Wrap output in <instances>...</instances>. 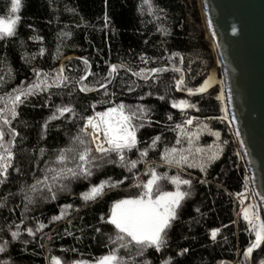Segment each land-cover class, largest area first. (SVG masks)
Masks as SVG:
<instances>
[{
    "label": "trees",
    "instance_id": "1",
    "mask_svg": "<svg viewBox=\"0 0 264 264\" xmlns=\"http://www.w3.org/2000/svg\"><path fill=\"white\" fill-rule=\"evenodd\" d=\"M10 3L11 0H0V16L5 19ZM13 15L20 17L15 35L0 40V96L14 88H26L36 80L33 69H42L51 76L55 75L52 69L64 65V75L71 82L21 97L24 102L16 106L18 115L8 117L18 136L13 164L7 179L0 184V246L4 247L0 264H52V256L60 258L62 264H72L75 260L92 261L106 254L116 247L108 242L114 229L100 221V217L108 213L116 199L138 192L132 186L133 173L138 179L147 180V167H155L158 173L169 177L190 179L192 194L183 202L178 219L168 232L166 247L161 252L148 249L143 256L133 252L129 264H142L145 259L150 264H161L165 259L170 264H232L234 261L251 264V255L246 258L244 249L255 236L242 215L236 220L239 203L234 199L247 188L248 178L225 118L222 88H208L209 85L205 92L189 95L175 86V80L182 75L186 87L196 89L209 78L215 63L197 0H149L148 4L144 0H21L19 10ZM79 57L88 60L92 75L85 83L94 87V91H79L76 81L85 70ZM141 57L148 62L143 63ZM109 64H124L132 70L152 67L167 70L153 74L155 79L150 76L144 81L132 76L131 71L119 69L109 80ZM175 68L181 71H174ZM106 80V87L100 88L99 83ZM101 100L143 105L147 109L142 121H134L143 123L137 130L136 147L146 148L147 155L141 159L136 149L127 153L130 160H141L132 173L117 164L104 163L88 179L66 181L69 191L59 192L55 200H44L29 191L28 186L42 178V170L48 167L46 162H53L57 150L70 143L82 124V117L111 106L96 103ZM182 100L196 107L183 110L172 107L173 102ZM64 105L74 112L57 113L55 119L48 120L56 106ZM4 106L5 102L0 101V108ZM188 118L193 123L185 124V130L199 133L193 140V151L195 147L207 151L208 145H220L218 158L205 171L189 168L187 164L170 166L161 160L165 148L189 147L184 136H181L182 144H176L175 128ZM216 132L219 137L213 135ZM157 136L160 139L155 147H148ZM109 177L123 183L94 202L80 198V193L90 184ZM161 186L163 190H174L169 181H162ZM188 187L181 185L182 190ZM26 196H32L34 202L29 203ZM65 204L72 205L68 214L53 221L51 218L59 215ZM39 224L44 227L37 230ZM28 228L33 229V235H29ZM97 228L99 232L95 231ZM213 228L220 229L215 239L211 236ZM12 231L19 233L16 239H12ZM183 249L188 251L182 252ZM119 255L127 259L128 254L119 249ZM261 260H264V244L252 253L254 264H260Z\"/></svg>",
    "mask_w": 264,
    "mask_h": 264
},
{
    "label": "snow or ice",
    "instance_id": "2",
    "mask_svg": "<svg viewBox=\"0 0 264 264\" xmlns=\"http://www.w3.org/2000/svg\"><path fill=\"white\" fill-rule=\"evenodd\" d=\"M21 0H11L9 14L7 19L0 16V40L13 37L15 35L17 22L20 17L13 15L20 8ZM145 4L149 0H144ZM151 11V5H149ZM235 31V28L233 29ZM67 35V33H63ZM35 39H40L35 37ZM41 53L44 49L41 48ZM59 51V49H58ZM173 55H177L173 53ZM85 65V70L76 81L80 92H88L96 90L89 84L85 83L88 76L92 75L88 67V60L79 57ZM143 63H147L145 57H141ZM119 69L131 71L132 76L139 77L144 81H148L149 77H156L153 74L166 71L163 67L139 68L132 70L124 64H109L107 69V77L110 80ZM174 71H181L178 68ZM36 80L29 83L26 88H14L11 93H6L5 96H0V101L5 102V106L0 108V184L7 179L8 169L13 164L15 138L18 136L15 128L10 125L12 121L9 116L15 118L18 113L16 106L24 101L21 97L27 98L29 95L35 94L37 91H46L48 88L60 86L71 82L69 77L64 75V65H60L57 69H52L55 75L44 72L42 69H33ZM2 79V78H0ZM212 77L204 80V82L196 89L187 88L184 77L181 75L175 80L177 90L182 88L189 95L194 93H203L209 86ZM107 80L104 83H99L100 88L106 87ZM132 91L131 88L128 89ZM160 99H164L163 96ZM229 102L231 97L228 98ZM96 103H107L111 106L103 111H94L93 114L82 117V124L78 125L75 135L70 138V143L57 150V154L53 162L48 164V167L42 170V178L35 179L34 183L29 187V191L40 196L44 200H55L59 192L69 191V183L78 179H88L93 175L94 169L100 168L104 163L117 164L126 171L132 173L136 168L138 160H130L127 153L136 149L142 159L147 155V149L137 148V130L143 127V123H135L134 121H142L144 113L147 109L143 105L131 106L125 105L123 102L112 104L110 100H101ZM93 109L95 104L92 105ZM173 108H195L194 104H189L187 101H179L172 103ZM221 111H224L222 108ZM74 112L68 105L56 106L55 112L48 117V120L56 118L57 113ZM227 118V117H225ZM171 119V117H169ZM234 120V118H233ZM192 118H188L183 124H176L177 131L176 144H182L181 136L187 137L188 148L176 147L165 148L161 152V160L170 166L179 167L182 164H187L189 168L198 167L201 171H205L206 167L216 160L219 155L220 145H208V150L200 147H195L193 151V140L199 136L198 132H190L185 130V124L191 125ZM47 121H45V125ZM200 128V125H197ZM207 128V125H204ZM219 137V133H213ZM239 136V133H236ZM7 137V139H5ZM160 139L159 136L152 139V144L148 147H155L156 142ZM227 143V141H225ZM240 147L244 144L241 142ZM41 153L44 149L40 150ZM187 153V154H186ZM240 155V153H237ZM244 155H247L245 153ZM115 157L113 159L112 157ZM192 157L190 161L189 157ZM145 175L147 180L137 178V174L133 173V187L138 189L135 195H129L124 198L116 199L110 206L108 213L101 215L100 221L111 225L114 233L108 236L109 244L116 245L111 247L106 254L100 255L92 261L75 260L72 264H129L132 260V253L137 256H143L146 250L154 249L155 252H161L162 248L167 245L168 232L173 226V222L178 219V212L182 208L183 202L191 196L190 179H184L178 175L169 177L167 174L158 173L155 167H147ZM247 179V177H246ZM162 181H169L174 190H163ZM122 180H113L111 177L101 179L98 183L90 184L86 191L80 193V198L86 202H94L105 195L106 191L117 188L122 184ZM181 185L189 186L188 190H182ZM241 196V194H237ZM259 195V194H258ZM29 203L34 202L32 196L25 197ZM264 199V198H262ZM240 203H244L243 197ZM72 208L71 204L61 206L60 214L54 215L53 221L59 220L68 214V209ZM196 211H199L197 209ZM243 219L250 226V231L254 233L255 239L250 241L249 246L244 249V256L249 257L254 249L259 248L264 243V222L261 220L259 210L254 204H249L241 209ZM43 224H39V228H43ZM29 235H33V229H26ZM95 231L99 232L97 228ZM218 228L211 229V236L215 239ZM19 233L12 231V239H16ZM119 249L126 250L127 259L119 255ZM4 251V247L0 246V252ZM188 249H183L182 252H187ZM52 264H62V260L56 256L51 257ZM142 264H150V261L144 260ZM161 264H170V261L165 259ZM264 264V260L260 261Z\"/></svg>",
    "mask_w": 264,
    "mask_h": 264
},
{
    "label": "water",
    "instance_id": "3",
    "mask_svg": "<svg viewBox=\"0 0 264 264\" xmlns=\"http://www.w3.org/2000/svg\"><path fill=\"white\" fill-rule=\"evenodd\" d=\"M199 5L215 57L208 88H222L264 222V0H199Z\"/></svg>",
    "mask_w": 264,
    "mask_h": 264
},
{
    "label": "rangeland",
    "instance_id": "4",
    "mask_svg": "<svg viewBox=\"0 0 264 264\" xmlns=\"http://www.w3.org/2000/svg\"><path fill=\"white\" fill-rule=\"evenodd\" d=\"M197 5L198 6H200L199 5V0H197ZM203 17V16H202ZM202 21H203V19H202ZM203 23H204V21H203ZM203 26H204V24H203ZM204 29H205V27H204ZM205 32H206V39L208 40V39H210L209 37H207L208 36V34H207V30L205 29ZM209 41V40H208ZM209 43H210V41H209ZM211 46H212V44L210 43V49L212 50V48H211ZM212 52H213V50H212ZM215 58V57H214ZM209 77H212V79L210 80V82H209V85H211L212 83H213V80H214V77L212 76V75H210ZM220 87V86H219ZM221 88V87H220ZM243 197V199H244V203L243 204H241L240 203V200H241V198ZM234 199H235V201L237 200L238 201V203H239V209H238V211H237V213H236V220L238 219V217H239V215H242L241 214V209L243 208V207H247L249 204H254V205H256L257 206V209L259 210V214H260V216H261V220H262V222H263V219H262V215H261V210H260V207H259V204H258V201H257V198H256V195H255V193H254V191H253V188H252V186L250 185V183H248V186H247V188L244 190V192L243 193H241V196H236V197H234ZM243 217V216H242ZM264 244V243H263ZM251 264H254L253 263V261H252V254H251ZM238 262L237 261H234L232 264H237Z\"/></svg>",
    "mask_w": 264,
    "mask_h": 264
}]
</instances>
